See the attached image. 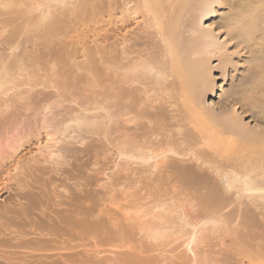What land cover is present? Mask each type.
Masks as SVG:
<instances>
[{
  "label": "bare ground",
  "instance_id": "6f19581e",
  "mask_svg": "<svg viewBox=\"0 0 264 264\" xmlns=\"http://www.w3.org/2000/svg\"><path fill=\"white\" fill-rule=\"evenodd\" d=\"M220 4L0 0V264H264V0L225 26L253 125L204 104Z\"/></svg>",
  "mask_w": 264,
  "mask_h": 264
},
{
  "label": "rangeland",
  "instance_id": "374dc122",
  "mask_svg": "<svg viewBox=\"0 0 264 264\" xmlns=\"http://www.w3.org/2000/svg\"><path fill=\"white\" fill-rule=\"evenodd\" d=\"M220 1H222V4H220L219 6L215 5L213 7L214 11H216V12L214 14L204 18L200 23V27H202V28H205V27L208 28L209 27L210 29L213 30V32L215 34H217V38H218V40H220V42H225L227 44L225 50L228 51V53H230V54H231V52H233L231 54V57H232V60H233V63L235 64V66H234V68L233 67H227L223 72L222 71L220 72V70L215 71L216 69L212 71V79L215 80L213 83L215 86L213 89L214 92H212V94L210 93V95L207 94L205 96L204 104L206 106L205 105L204 106L206 108H209L211 111L219 112L220 110H218V109L221 108V110H222V108L225 106V102H226V106H228V105L232 106V105L238 104V106L235 105L236 106L235 109L237 108L236 110L238 111V114L241 115L242 117H244L243 120L245 121V123L249 122L250 124L253 125L254 124V118L252 117L253 118V120H252L251 116H252V114L257 116V114H258L257 112H259V111H257V112H256V110L251 111L249 109V107H247V106H246L247 108L245 107V110H244V108H240L241 107V106H239L240 101H238V99L235 98L234 92H233V91H236L237 89H239L237 91H240V88H241L240 85H242L241 82L245 81V79L242 77L243 76L247 77V75H248L247 74V72H248L247 71V69H248L247 62L249 60L250 51H249V49H245V48L243 49L242 48L243 46L241 44H239V46H238V43H237L238 41L236 40V38H235V40L237 42L234 40V38H233V40L230 39L229 36L231 35V37H233L232 33L236 34L235 32H232L229 34V30L227 31V29H228L227 24L230 26L231 22L233 21L230 19H234L233 17H235V16L237 17V15H238L237 12H238L239 7H241V4L246 3L247 0H244L245 2L242 0L243 3L240 2V0H238V1L237 0H220ZM114 14H117V13H114ZM189 14H191V13H189ZM189 14L187 16H185V19H187V17H188V19L190 18L189 20H193L192 18L195 17V13H192L191 15H189ZM114 17H116V16L112 15L110 20L111 21L114 20L115 19ZM103 19H102L103 22L104 21L106 22V19L108 20L107 15L105 17L103 16ZM129 22H131V23H129ZM129 22H128V25H129L128 30H131L132 28L135 27V22L134 23H133V21H129ZM225 26L227 27V29ZM105 27H106V29H110L109 25H106V23L105 24L102 23L98 27H96V32L102 34L101 32H98V31L99 30L101 31ZM94 29H95V27H93L92 25L90 26V29L84 28V40H87L88 38L94 36V34H95V33H93ZM226 32H228V33H226ZM110 35H112V33H110ZM111 42H112V40H110L108 43H111ZM215 60L216 59L212 60V62H211V66H213V67H216V65L218 64V61L217 60L215 61ZM241 78H242V80H241ZM238 80H240V81H238ZM234 88H236V90ZM230 91H232V92L230 93ZM230 96H233L235 99L234 98L231 99L232 97L229 98ZM229 100H230V103H229ZM233 100H234V102L238 101V103L236 102L234 104L232 102ZM227 103H229V104L227 105ZM207 105H208V107H207ZM69 106H71V105H69ZM212 108H213V110H212ZM248 110H249V114H248ZM244 112H246V113H244ZM251 112H252V114H251ZM41 133H40L41 136H39L38 138L31 139V142H29V144L26 147L27 149L28 148H30V149L27 150L25 148L26 152L29 151L35 155L34 152H36L38 150L37 148H39V146L45 145V138H44L45 136L43 133L42 134ZM2 137H6V133H4ZM69 147L71 149H74V147L76 149H80V147H83V146L75 145V146H69ZM101 147H102V150L104 151V153H105V151L107 153V155L104 158H108V159H105L104 161L110 162L113 158L111 156L112 155L111 152L109 153V156H108V152L111 151L112 147L109 144L102 145ZM57 182H59V181H57ZM58 191H60V190H58ZM6 195H8V193H6ZM4 198H5V195L3 196V198L0 196V207L4 203Z\"/></svg>",
  "mask_w": 264,
  "mask_h": 264
}]
</instances>
